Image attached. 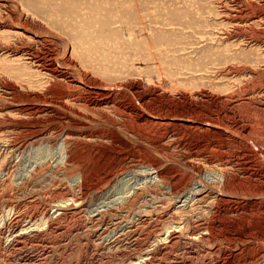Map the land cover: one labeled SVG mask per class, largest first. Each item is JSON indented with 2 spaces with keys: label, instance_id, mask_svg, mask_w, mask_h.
<instances>
[{
  "label": "bare ground",
  "instance_id": "bare-ground-1",
  "mask_svg": "<svg viewBox=\"0 0 264 264\" xmlns=\"http://www.w3.org/2000/svg\"><path fill=\"white\" fill-rule=\"evenodd\" d=\"M224 12L229 27L221 36L235 48L230 45L203 58L194 89L188 91L185 81L173 88L168 80L143 71V64L118 75L115 66L100 64L112 60L114 51L94 49H127L107 35L97 36V29L96 40H90L69 24L73 29L65 34L80 37L73 42L39 24L19 4L0 1V56L18 57L0 66V151L23 156L38 147H53L54 155L33 162L23 183L35 192L57 179L69 187V199H52L51 206L30 215L56 218L70 201L88 207L92 195L109 198L107 209L130 215L127 228L132 230L136 223L162 218L161 211L167 210L170 226L152 236L150 249L131 264L150 259L151 248H166L182 228L206 218L208 223L192 232L193 239L217 240L225 216L231 214L259 215L258 230H264V0ZM246 47L257 50L252 55ZM21 61L30 73L15 66ZM156 64L159 71L168 67ZM202 70L222 75L210 80L214 89L206 86ZM121 176H131L135 183L130 192L111 200ZM98 210L96 221L102 216ZM20 219L8 216L2 225L10 240L37 231L34 216L23 227ZM98 229L102 234L109 227L101 224ZM256 256L264 264L263 247Z\"/></svg>",
  "mask_w": 264,
  "mask_h": 264
},
{
  "label": "rangeland",
  "instance_id": "rangeland-1",
  "mask_svg": "<svg viewBox=\"0 0 264 264\" xmlns=\"http://www.w3.org/2000/svg\"><path fill=\"white\" fill-rule=\"evenodd\" d=\"M10 1L30 11L34 17L37 16L36 19L33 18L39 24L58 30L57 32L64 34L68 39L71 38L73 42H78L80 37L73 38L65 34V30L71 28L69 24L76 25L75 28L78 27L80 32L84 31L81 35H86L84 37L90 40H96L95 29H97V36L107 35L113 42L124 45L127 51L119 53L111 46L108 48L102 46L93 50L94 53L106 52L108 49L114 51L112 60L102 61L100 64L115 66V74H122L125 68L135 70L143 64V71H150L155 79H166L173 88H177L181 80L185 81L188 86L184 85V87L189 91L194 89L192 85L195 75L201 73L196 69L198 63L206 56L220 54L222 49L226 51L227 47L232 45L231 41H224L221 36L229 27L223 15L224 11L239 6L244 7L246 1L258 0ZM94 14L96 15L93 16ZM84 19L87 20L84 22ZM102 19L104 21L107 19L106 24ZM64 21L67 24H64ZM135 21L139 26L134 23ZM245 50L253 55L257 48L246 47ZM17 58L0 56V66ZM156 62L164 63L168 66L167 69L159 71ZM14 64L24 73L32 71L23 61ZM212 71L202 70L206 76V86L214 89L210 80L216 76L215 74L222 75L218 71L216 73ZM40 148H37L38 151L30 150L23 155L24 157L0 151V264H131L133 258L140 257L150 249L147 246H150L152 236L164 233L170 226L172 217L167 215V210H163L162 218L136 223V226L130 230L127 228L131 220L130 215L122 210L107 209L112 205L109 198L97 200L91 197L92 195L88 199L91 202L88 207L76 206L70 201L68 210L56 215L58 216L56 218L55 215H51L52 218L48 220L43 215H30L46 205L51 206L52 199L70 198L66 181L62 183L57 179L56 182L45 183L47 184L45 187L49 186L40 188L43 193L35 192L23 183L24 178L30 173L33 162L50 159L54 155L53 147ZM10 159L13 161L11 162ZM121 177L124 179H120L121 181L119 180L111 191V200L130 192L135 183V179L131 176ZM100 204L104 207L98 208ZM96 209L102 211L100 221L93 219ZM12 215L21 218L22 227L28 225L25 220L34 216L37 231H28L29 233H25V236L18 241L10 240L7 233L4 235L2 225L5 224L4 221L8 216ZM258 216L248 213L226 215L225 227L217 233V237L220 238L211 241L208 238L193 239L192 232L196 233L201 225H206L208 218L196 221L186 226L187 228H182L166 248L157 246H154L155 249L151 248L152 257L141 264H250L248 260L250 257L252 264H258L256 255L262 247L264 248L262 237L264 230H258L259 224L256 223ZM216 219L217 217L213 220ZM218 219L216 221H219ZM232 220H236V225L232 224ZM101 224L108 225V232L102 234L99 232L98 228ZM254 224L258 226L254 227ZM246 225L252 227L248 229Z\"/></svg>",
  "mask_w": 264,
  "mask_h": 264
}]
</instances>
